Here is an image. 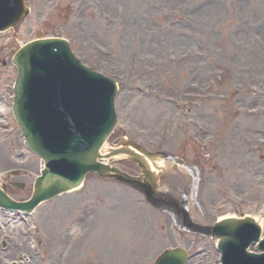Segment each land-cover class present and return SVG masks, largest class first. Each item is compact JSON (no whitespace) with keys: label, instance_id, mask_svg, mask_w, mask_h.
<instances>
[{"label":"rangeland","instance_id":"rangeland-1","mask_svg":"<svg viewBox=\"0 0 264 264\" xmlns=\"http://www.w3.org/2000/svg\"><path fill=\"white\" fill-rule=\"evenodd\" d=\"M118 1L33 0L32 13L20 26L18 36L28 41L35 38L39 30L47 35L48 28L61 29V19L55 16L62 10L72 47L86 63L118 77L124 85L140 84L156 90L154 94L147 88L132 91L124 86L118 97L120 121L116 132H125L153 148L198 159L206 174L201 202L210 219L225 211L231 214L262 213L264 166H256L253 158L264 154L254 153L255 144L264 140V119L243 118V110L264 107V51L258 52L255 48V38L264 44L261 22L264 21V0H122L121 4ZM61 2L67 7L61 9ZM72 3L77 7V18L74 15L68 21V5ZM7 42L0 38L1 45ZM252 44L254 48L249 47ZM208 80L215 83L210 91L206 88L209 84L205 86ZM235 85L240 86L238 90L242 93L233 101L224 93L237 90ZM184 90L215 94V99L210 101H194L186 96L195 121L186 110H176L162 99L161 94H167L182 101ZM220 96L226 98L219 100ZM193 122H196L199 140L209 142L206 150L191 148L187 135ZM16 141L18 152L22 149L20 135ZM7 143L3 141L6 146ZM12 149H9V156L15 159L11 156ZM203 153L210 157L201 156ZM29 160L34 161V158ZM16 161L19 164L18 158ZM9 167L3 165L0 170ZM24 180L27 184L31 181ZM233 180L236 181L234 185ZM168 181L173 182L171 178ZM227 193L238 197L239 203L234 204ZM120 194L124 199L113 213L114 237L102 236L97 243L109 251L111 259L102 258L100 253L85 257L86 247L79 250L68 247L66 252L62 251L64 263L152 264L150 259L163 248L179 244L177 235L169 229L167 218L143 204L142 208L135 192L89 179L81 190L56 197L51 200L54 204L36 212L33 222L36 226L34 237L41 241L38 249L47 254L61 245L58 244L60 230L56 235L53 230L61 225L64 209L68 216L86 200L99 197L110 201ZM27 195V190L15 193L18 199H26ZM124 212L126 216L121 222L117 216L120 214L122 218ZM126 220L140 225L139 233L133 238ZM144 228L146 233L149 232L146 235ZM92 234L94 232L90 230L87 236L90 238ZM192 240L194 243L185 245L191 250L205 249V253L194 256L188 264H217L211 242L199 237H192ZM30 246L31 241L18 250L22 251L24 260L31 255Z\"/></svg>","mask_w":264,"mask_h":264},{"label":"water","instance_id":"water-1","mask_svg":"<svg viewBox=\"0 0 264 264\" xmlns=\"http://www.w3.org/2000/svg\"><path fill=\"white\" fill-rule=\"evenodd\" d=\"M28 71L29 70H27V72ZM32 85L33 84H31V82L27 81V73L25 70H23L21 74L20 82H19V96L17 98V104H16V112L19 118L21 117L23 119V117L25 116L27 112L28 103L25 101V97H26V93L29 87ZM81 164L83 165L84 168L86 167L85 163L82 160H81ZM45 176L51 181L55 180L56 184H59L61 180L60 178L57 177V175L51 173L48 170L45 171ZM55 189H57V187L56 188L54 187L53 189H51V191L48 192V194H51L54 191H56Z\"/></svg>","mask_w":264,"mask_h":264},{"label":"bare ground","instance_id":"bare-ground-1","mask_svg":"<svg viewBox=\"0 0 264 264\" xmlns=\"http://www.w3.org/2000/svg\"><path fill=\"white\" fill-rule=\"evenodd\" d=\"M263 19H264V11H263ZM261 21V20H260ZM262 23H263V21H261ZM262 30L264 31V24H263V28H262ZM264 33V32H263ZM247 55H248V57L250 56V53L248 52L247 53ZM58 230V229H57ZM65 240H69V236L68 235H65ZM84 240H85V242L87 243V250H86V252L88 253V252H92V253H94V250H93V245L91 244V243H89V240H88V238L87 237H85L84 238Z\"/></svg>","mask_w":264,"mask_h":264}]
</instances>
